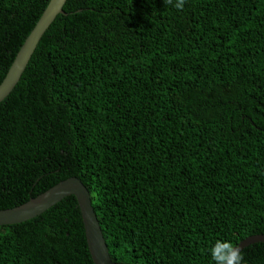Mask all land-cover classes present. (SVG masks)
I'll return each instance as SVG.
<instances>
[{
  "label": "trees",
  "instance_id": "obj_1",
  "mask_svg": "<svg viewBox=\"0 0 264 264\" xmlns=\"http://www.w3.org/2000/svg\"><path fill=\"white\" fill-rule=\"evenodd\" d=\"M48 1L0 0V83ZM62 9L0 101V210L77 177L125 264L264 235V0ZM241 252L264 264V242ZM0 264H93L74 195L0 225Z\"/></svg>",
  "mask_w": 264,
  "mask_h": 264
},
{
  "label": "water",
  "instance_id": "obj_2",
  "mask_svg": "<svg viewBox=\"0 0 264 264\" xmlns=\"http://www.w3.org/2000/svg\"><path fill=\"white\" fill-rule=\"evenodd\" d=\"M66 0H49L39 19L24 39L19 50L0 83V101L3 100L14 88L23 73L37 43L46 29L58 14L63 13ZM74 195L77 200L85 239L93 264H125L111 260L98 219L93 211L90 194L84 184L77 177L66 178L45 192L30 198L25 203L9 209L0 210V225H11L26 221L41 214L62 198ZM254 242H264V235L257 234L246 237L236 246L244 248Z\"/></svg>",
  "mask_w": 264,
  "mask_h": 264
},
{
  "label": "clouds",
  "instance_id": "obj_3",
  "mask_svg": "<svg viewBox=\"0 0 264 264\" xmlns=\"http://www.w3.org/2000/svg\"><path fill=\"white\" fill-rule=\"evenodd\" d=\"M164 3L166 6L183 10L186 0H164ZM209 252L215 264H245L240 248L230 241L217 240Z\"/></svg>",
  "mask_w": 264,
  "mask_h": 264
}]
</instances>
